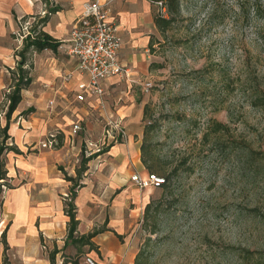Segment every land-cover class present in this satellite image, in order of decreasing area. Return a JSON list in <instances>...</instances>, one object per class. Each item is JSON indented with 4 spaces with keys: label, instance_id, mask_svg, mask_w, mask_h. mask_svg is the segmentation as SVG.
<instances>
[{
    "label": "rangeland",
    "instance_id": "1",
    "mask_svg": "<svg viewBox=\"0 0 264 264\" xmlns=\"http://www.w3.org/2000/svg\"><path fill=\"white\" fill-rule=\"evenodd\" d=\"M152 42L147 82L108 89L165 182L138 188L130 171L149 169L130 160L123 193L103 183L108 213L88 234L114 220L148 264H242L233 246L264 248V0H179Z\"/></svg>",
    "mask_w": 264,
    "mask_h": 264
},
{
    "label": "crops",
    "instance_id": "2",
    "mask_svg": "<svg viewBox=\"0 0 264 264\" xmlns=\"http://www.w3.org/2000/svg\"><path fill=\"white\" fill-rule=\"evenodd\" d=\"M84 1L0 0V127L6 123L4 109L8 98L5 93L11 90V71L20 61L23 40L17 38L16 32L22 22L48 14L41 28L57 39H66ZM55 7L58 9L49 13ZM154 16L155 4L151 0L113 1L112 17L118 22L122 37L119 56L128 67L129 75L108 78L103 86L105 95L107 92L106 103L113 105V108L108 106L110 112L125 117L130 125L133 123L128 117L131 107L109 97L108 88L140 79L147 82L152 59L150 49L154 45L152 38L157 29ZM28 58L31 82L21 90V100L11 114L8 127L9 140L21 153L3 154L7 182L12 186L0 195V264H51L49 254L54 250V264H86V256H91L98 264H134V252L118 240L123 228H118L117 222L111 220L105 228L98 229V226L97 231H90L94 235L89 243L74 241L68 237L69 217L64 208L72 186L65 178L68 175L76 177L80 184L74 196L78 220L74 238L88 235L87 222L93 221L96 215L108 213L103 183L109 181L123 193L130 160L137 168L142 165L140 145L133 140L137 132L128 128L126 143L110 144L102 148L105 151H98L100 153L91 150L94 158L80 170L86 143L98 142L103 135L102 116L108 107L103 111L92 93L84 92L83 98H78L81 93L78 83L87 80V76L76 71L75 58L59 47L56 52L48 48L32 51ZM69 74L71 76L67 77ZM77 121L82 129L73 134L72 125ZM52 129L58 130L59 143L52 148L42 147L41 142ZM102 156L112 160L110 165L114 167L109 172V162ZM134 171L142 176L148 171H130L129 180L136 185L130 179ZM147 188L154 187L143 189ZM3 231L6 248L1 239ZM89 245L94 248L89 250Z\"/></svg>",
    "mask_w": 264,
    "mask_h": 264
},
{
    "label": "built area",
    "instance_id": "3",
    "mask_svg": "<svg viewBox=\"0 0 264 264\" xmlns=\"http://www.w3.org/2000/svg\"><path fill=\"white\" fill-rule=\"evenodd\" d=\"M114 0H85L82 3V11L72 24L69 35L61 40L59 48L76 60L75 69L79 74L87 76V80L78 83L81 93L78 98L82 99V93L95 94L99 107L106 110L105 89L103 81L108 78H123L129 75V69L120 59L119 52L122 46V37L119 32L118 22L112 17ZM158 13L167 15L165 5L161 0L155 1ZM44 13V12H43ZM24 22V21H23ZM31 22L25 20L16 35L20 40L29 33L27 25ZM69 74L67 77H70ZM146 83V90L149 86ZM9 91V89H7ZM49 104H53L50 100ZM82 129L80 122H74L72 133L76 134ZM102 131L98 142H87L85 151H100L102 146L113 143H122L128 139V133L123 123V118L105 111L102 116ZM59 143L58 130L52 129L46 133L42 147H55ZM91 154V153H90ZM130 179L139 187H160L165 182V177L154 172H147L142 176L138 171L132 172ZM86 264H98L91 256L85 257Z\"/></svg>",
    "mask_w": 264,
    "mask_h": 264
},
{
    "label": "trees",
    "instance_id": "4",
    "mask_svg": "<svg viewBox=\"0 0 264 264\" xmlns=\"http://www.w3.org/2000/svg\"><path fill=\"white\" fill-rule=\"evenodd\" d=\"M152 2L158 0H151ZM166 7L167 14L161 15L156 13L154 16L155 25L158 30L164 31L173 21L174 15L179 12V0H161ZM58 8H51L50 12L56 11ZM48 14L43 17L37 19L33 22V26L30 29L29 33L23 39L22 49L19 51L20 61L17 63L15 70L11 71L12 85L10 87L9 93L6 94V98H8V104L5 111L6 123L3 127H0V195L3 191L4 186H9L7 182V169L5 167V160L3 158V154L8 151H13L15 153H21L20 149L10 142V136L8 134V127L11 118V114L16 109L18 103L21 100V90L26 88L30 82L31 78L29 76V66H28V57L32 51H41L43 49H51L53 52H56L59 45L61 44V40L53 37L48 32L44 31L41 28V25L47 21ZM25 20V19H24ZM27 62V63H26ZM105 151V149H102ZM141 151V161L142 163L149 169V172H153V164H150V158L147 157L146 150L144 144L140 146ZM100 153V152H98ZM93 155L82 156L81 159V169L84 170L86 167V163L90 160ZM79 171H77V178L79 176ZM65 178L72 182V186L70 188V194L68 195L65 201V213L69 217L68 220V237L74 241H86L89 243V238L94 235L93 233H89L86 236H81L79 239L74 238V233L76 232L78 220L76 219L75 214V204H74V196L75 189L80 185L76 180V177L65 175ZM169 179V176L166 177V180ZM10 187V186H9ZM1 203V201H0ZM1 239L4 243V247L6 248L5 241V233L4 231L1 234ZM234 247L235 254L238 259L242 261V264H264V248H249V247ZM55 250L51 251L49 254L51 264H54L55 261ZM141 254L137 253L135 256L134 264H148L147 261H142ZM5 262V261H4Z\"/></svg>",
    "mask_w": 264,
    "mask_h": 264
}]
</instances>
